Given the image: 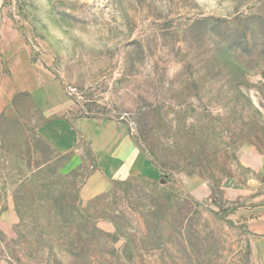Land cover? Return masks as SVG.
Instances as JSON below:
<instances>
[{
    "label": "rangeland",
    "instance_id": "1",
    "mask_svg": "<svg viewBox=\"0 0 264 264\" xmlns=\"http://www.w3.org/2000/svg\"><path fill=\"white\" fill-rule=\"evenodd\" d=\"M16 39L65 100L0 109V264H264V0H0V91Z\"/></svg>",
    "mask_w": 264,
    "mask_h": 264
},
{
    "label": "crops",
    "instance_id": "2",
    "mask_svg": "<svg viewBox=\"0 0 264 264\" xmlns=\"http://www.w3.org/2000/svg\"><path fill=\"white\" fill-rule=\"evenodd\" d=\"M23 52L24 46L17 39L12 46L7 41L3 42L2 53L6 56L8 73L2 82L0 109L3 105L5 106L8 102H11L14 96L18 94L29 95L35 105L41 110H49L63 103L65 96L60 87L51 83L47 77L39 76L35 73L27 55H19ZM81 126L87 136H94L91 129L96 125L83 121ZM118 130L108 126L103 131L99 129L103 139L102 144L98 146V157L100 164L104 167V172L112 179L133 174L136 168L133 161L139 159L138 153L130 145L128 134L125 138L123 135L120 137V131ZM262 158L264 160V156ZM263 196L257 205L251 208V212L256 219L251 220L250 230L256 236L264 239Z\"/></svg>",
    "mask_w": 264,
    "mask_h": 264
},
{
    "label": "built area",
    "instance_id": "3",
    "mask_svg": "<svg viewBox=\"0 0 264 264\" xmlns=\"http://www.w3.org/2000/svg\"><path fill=\"white\" fill-rule=\"evenodd\" d=\"M72 92H74V89H71Z\"/></svg>",
    "mask_w": 264,
    "mask_h": 264
}]
</instances>
